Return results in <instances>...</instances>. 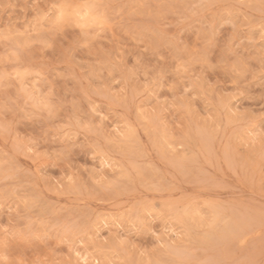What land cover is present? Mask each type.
<instances>
[{"label":"rangeland","instance_id":"obj_1","mask_svg":"<svg viewBox=\"0 0 264 264\" xmlns=\"http://www.w3.org/2000/svg\"><path fill=\"white\" fill-rule=\"evenodd\" d=\"M0 264H264V0H0Z\"/></svg>","mask_w":264,"mask_h":264},{"label":"snow or ice","instance_id":"obj_2","mask_svg":"<svg viewBox=\"0 0 264 264\" xmlns=\"http://www.w3.org/2000/svg\"><path fill=\"white\" fill-rule=\"evenodd\" d=\"M211 6H212L211 4H202V5H198L197 7L206 8V7H211ZM62 18H63V13H61L60 16L57 17V23H59L62 20ZM36 103L44 107L48 106V102L45 97L37 98Z\"/></svg>","mask_w":264,"mask_h":264}]
</instances>
